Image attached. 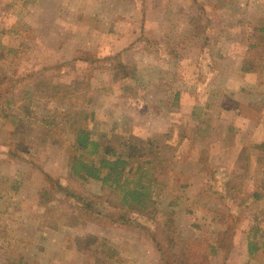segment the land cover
I'll use <instances>...</instances> for the list:
<instances>
[{"label": "rangeland", "instance_id": "rangeland-1", "mask_svg": "<svg viewBox=\"0 0 264 264\" xmlns=\"http://www.w3.org/2000/svg\"><path fill=\"white\" fill-rule=\"evenodd\" d=\"M262 26L264 0H0V264H183L186 238L208 264H264ZM45 81L62 97L27 101ZM78 127L152 163L155 218L114 221L115 195L71 176Z\"/></svg>", "mask_w": 264, "mask_h": 264}, {"label": "trees", "instance_id": "trees-1", "mask_svg": "<svg viewBox=\"0 0 264 264\" xmlns=\"http://www.w3.org/2000/svg\"><path fill=\"white\" fill-rule=\"evenodd\" d=\"M260 34L257 42L251 45V49L259 50L261 48L264 51V26L260 27ZM253 67V61L251 60L250 54H247L241 63L243 71L251 70ZM127 75V74H124ZM64 90L63 86H55L47 84L45 82L36 83L34 88L28 92L25 91L24 96L29 97L27 101H30V97L36 98H51L61 94ZM61 96V95H60ZM62 97V96H61ZM18 99V100H17ZM17 104V101L21 98L12 97L9 102ZM26 108V106H25ZM5 112V111H4ZM1 113V117L5 119H17V116L11 113ZM73 146L74 155L71 158L70 173L71 176L79 181H85L92 179L100 183L101 190L111 191L117 201L115 208L117 213L114 221H123L125 223L135 222L136 217L127 214V211L132 212L131 214L137 217L149 216L155 218V199L151 191L152 183H154V172L152 163L150 161H144L131 168L129 166V159L124 157L122 154L111 151L108 155L104 151L101 143L93 138L91 132L83 127H78L73 132ZM259 152L263 155V167H264V142L258 144ZM244 158V150L241 153ZM246 160V158H245ZM242 168L248 169L247 164H242ZM245 176L244 173L235 175V172H231V199L235 190L237 181L240 183L241 178ZM55 183V182H54ZM55 190L60 196L71 200L75 206V210L85 216H94L93 220H99L98 217L108 215L104 210L102 195H94L92 193H83L76 189L55 183ZM238 190V189H236ZM253 198H257L259 195L253 192L250 195ZM248 196L247 198H249ZM234 200V199H232ZM230 229H226L223 236ZM101 250L106 252L111 249L109 245L104 242L98 243ZM187 247V256L183 264H208L209 261L203 255L207 252L208 247L203 239L191 240L189 238L184 239V243ZM252 245V243H250ZM213 249V247H212ZM253 251V247L249 249V252Z\"/></svg>", "mask_w": 264, "mask_h": 264}]
</instances>
